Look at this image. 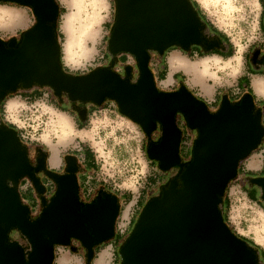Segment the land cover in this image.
<instances>
[{"label":"water","instance_id":"1","mask_svg":"<svg viewBox=\"0 0 264 264\" xmlns=\"http://www.w3.org/2000/svg\"><path fill=\"white\" fill-rule=\"evenodd\" d=\"M114 1L115 22L106 42L112 62L70 75L62 71L57 32L50 25L58 17L53 0H0L31 7L35 17L18 46L15 39L9 40L8 48L0 41V98L35 84L54 90L58 99L67 92L71 103L115 101L120 114L146 136L160 125V141L150 144L146 155L164 172L181 163V131L175 123V114L181 113L188 129L197 130L191 160L179 176L181 186L173 180L159 197L148 201L119 249L120 264H262L258 250L235 236L217 209L240 162L262 144L261 110L249 93L238 103L224 94L218 110L211 112L184 84L174 92L159 91L148 65L149 50L159 55L171 48L188 53L196 46L209 53L214 47L204 36L205 23L189 0ZM126 52L136 56L135 84L130 83V67L125 76L113 71L116 57ZM86 115V110L79 112L82 122ZM45 155L41 151L36 170L45 168ZM65 162V173L47 172L55 182L53 195L47 203L41 198L43 207L31 219L18 191L20 180L28 179L37 195L45 193V186L31 173L18 132L6 125L0 128V264H53L55 246L70 247L72 240L82 245L89 262L93 249L114 235L117 197L107 193L81 208L76 158L67 156ZM252 184L260 188L264 201V176L252 179ZM14 230L24 243L11 238Z\"/></svg>","mask_w":264,"mask_h":264},{"label":"rangeland","instance_id":"2","mask_svg":"<svg viewBox=\"0 0 264 264\" xmlns=\"http://www.w3.org/2000/svg\"><path fill=\"white\" fill-rule=\"evenodd\" d=\"M7 4L9 6L15 5L10 3ZM260 11H261L260 1H259V5H257L255 3V0H252V3L250 4V14L252 16H258L259 24L261 22ZM202 14L204 15L206 21L209 24L215 27L217 31L222 33L225 36V38L229 40L233 48V55L229 58L221 60L218 57H212V54H210L208 56L212 57L211 60L208 61L202 60L198 64L201 66H200V73L198 74L197 78L201 80L202 75H207L210 77L209 81H207L208 85H210L211 87L214 86L219 87L218 88L219 95L216 97V101L219 100V107H220V103L222 101V95L227 94V92H229V94H232L233 96H237L239 92V90L237 89L238 88L237 84L241 75H243V73L252 74L251 70L249 69L248 59L253 51H256L257 49L260 48L264 50V32L260 27V25L258 31L256 30L255 20H250L249 22H246L243 28L240 27L238 22H234V17L230 9H225L220 11L213 9L208 13L207 16L204 14V12H202ZM115 15H116V7H115V1L113 0L112 19L114 22H115ZM32 16L33 13L31 10L28 17L25 18L26 23L22 24L19 27H28L31 24ZM113 23H108L105 25V31L108 32L109 35L111 33L110 26ZM16 29L17 28H11L12 31H15ZM22 33L23 32H21L20 35ZM109 35L104 36L103 38L104 48H102L101 51L102 58H97L96 61V63L100 65L99 67H105L112 62V57L110 55H107L106 52V42ZM257 36L261 38L256 39ZM250 40H252L253 42L249 43ZM3 42L7 43L8 40L6 42L5 41ZM174 52L181 53L182 56L187 55V58H189V60L191 61L195 60L197 57L203 58L205 56V55L199 56L197 55L196 52L190 54L189 52L185 53L177 48H171L166 50L162 55L157 54L155 56H151L150 60L153 64L159 61L160 64L164 66L165 60L170 56V54ZM241 54L243 56L242 61H241ZM172 57L173 59H171ZM113 64L114 66L116 65L120 66V70L118 73H120L122 76H125L126 67H130L132 80L134 78L135 79L137 78L138 76L137 63L133 65H128L127 59L124 63H121L119 62V59L118 60L116 59ZM95 68H89V70L86 73L94 70ZM177 68H178L177 60L174 56H171L169 58L170 74ZM191 71L192 69L189 66V72ZM71 74L83 75L85 73L75 72ZM253 75H264V69ZM169 82L170 80H167L165 83H169ZM182 84L187 85V88L196 97H199L200 99L202 98L201 100H203V98L205 97L200 92V90L193 87V84L189 81V76L187 75H183L182 78H179V80L175 81L171 86H164L163 84L159 85L158 83H156V86L159 91L174 92L177 91L178 87ZM32 89L35 88L32 87L31 89L24 90L21 87H19L17 92L6 95L5 101L3 102V106H2V112H1L2 119L4 116V104L7 98L12 96L13 94L18 93L24 99V97L29 96L30 91ZM36 89H41L42 92L41 97L40 96L33 97V94H31L32 95L30 96L31 98L24 99L25 103L22 104L13 103L10 105V108H8L9 118L24 123L25 125L24 129L19 130L13 124H6V125L8 127L15 129L18 132V135H20L21 137L22 144L26 147V151H29L30 153L33 152L32 149L39 148L38 145L33 142L35 139L41 137L47 139L50 150H52L56 154L57 163L56 166H54V169L56 170L59 168L61 169L60 165L62 164L63 158L66 154H74L77 159V164L81 165V167L84 169L83 173L84 172L87 173L86 177L80 178L77 176L76 179L79 186L83 184L85 179H89V177H92L93 179H95V184H96L95 189H105L118 195L120 198L121 197L129 198V202H127L126 205H124L126 207L130 206L133 202H135L137 197L143 192V195H145L144 197H147L146 203H143V205L140 207V203L138 202L139 204L136 206V208L138 207V211L139 210L140 211L136 217V220L130 226V228L132 229L135 223L137 222L142 209L145 207L148 201H150L152 197L155 198L156 195H161L157 192L160 191V187L162 185H163L162 187H164V182L166 181L168 182V180L171 178L172 175L176 173L177 170H179L180 172L183 171L184 168L182 169L181 166L179 169L178 166H174L169 171L166 172L161 171L158 167V163L155 160H150L146 155V146L148 144L147 142L150 141V139L146 138L144 132L140 129V127L139 129H135L134 127L128 125L124 121L113 118L115 113L117 112L120 113L116 103L114 107L112 101L106 99L101 105H95L91 107L90 108L91 111L87 113L85 121L80 123L76 117V113L74 111H71L66 101L62 102L60 106L58 105V101L56 97L49 89L42 87H37ZM45 92L48 93L47 97H45ZM23 93L24 95H22ZM229 100H231V102L233 103L235 102L231 98ZM50 106H54V108L58 109L59 111L54 110V108ZM101 108L105 109V113L93 117L92 123L87 124L86 121L88 120V118L92 116L93 113H98ZM218 108L216 110H218ZM61 109H64L66 111H61ZM209 110L211 112H216V110H212L210 109V107ZM65 113H67L74 119L76 127L79 126L78 128L81 129V131L73 130L72 121L69 120L64 115ZM62 119L68 120L67 122L68 128H64V126L61 124ZM176 122H177L176 123L177 127L181 131V137L185 135L187 137L179 145L180 159L182 160V162L185 159H186L185 162L186 161L189 162L192 157L194 141L197 138V130L196 129L188 130L187 128H185V121H183V126L179 124L178 120ZM55 124L57 127L55 126ZM157 133L158 131H154L151 134V137L148 138H152L154 134ZM26 136L29 137V139H24V137ZM63 140L65 141L63 142ZM85 149H88L89 152L91 153L93 163L95 165V169L90 170L89 172L86 171L85 168L86 165L84 166L82 165L85 164L82 163L85 156L84 154ZM262 150H264V138L259 148L254 152H252L249 158L242 161L237 177H235V179L231 181V182H237V178L239 177L240 178L239 182H242L246 185V187L244 188V192L247 193V198L251 201H256L258 203L261 202L260 188L252 184V182H247L246 178L248 179L257 178V176L261 175L264 171L263 172H260L261 170L247 171L246 169H252L251 167L253 165V162H256V160L259 159ZM46 162L50 168L53 167L48 156L46 157ZM155 176L156 179H154L153 184L156 185V187L151 192L149 190V187H151L149 183H151L150 179L153 180V177ZM120 177H126L125 183L123 185L124 190H120L114 186L113 178H120ZM158 182H161V184H157ZM166 185L167 183H165V186ZM92 186L94 187V185L88 186V189H92L93 188ZM18 191L19 193H25L26 191H30V195L29 194L26 195L25 193L23 200L26 199L27 200L26 203L29 202L33 203L35 200L36 201L35 205L37 207L35 208L34 211L37 213V214L35 213V215H38V213L42 209L41 206L43 207L41 202L38 200V196H43V195H37L35 190L31 186L30 182H27L25 179L20 180ZM93 191L94 190H92L90 193H93ZM239 195L242 196L243 193H239ZM32 198H34V200ZM123 198L119 199V205ZM229 204L230 201L228 198H226L224 194V196L221 198V206L223 209L222 212L223 217H225L226 220L228 219ZM262 206L264 205L262 204ZM138 211L134 213L135 215L133 216V218H135ZM35 215L31 216L30 213L31 218L34 217ZM125 217H126V213L124 210V212L120 213V216H118L116 224L121 225L122 219ZM130 231L128 232L127 237H124L125 238L124 240L123 239L118 240L117 236L113 235L108 242L101 245L100 250L101 248H105V251L101 252L99 250L98 253H100V255L97 260V264H109V262H112V264H120L121 256L119 254V249L123 245L125 240L128 238ZM18 241L24 243V241L21 239H19ZM114 241H117V244H114L112 248L108 247L109 242H114ZM261 249L264 251V248ZM113 250H114V259H113ZM54 252L55 255H54L53 264H78L81 258H83L85 264L86 253L84 249L78 251H72L70 247L58 246L54 248ZM95 259H97V255Z\"/></svg>","mask_w":264,"mask_h":264},{"label":"clouds","instance_id":"3","mask_svg":"<svg viewBox=\"0 0 264 264\" xmlns=\"http://www.w3.org/2000/svg\"><path fill=\"white\" fill-rule=\"evenodd\" d=\"M58 8L57 17V44L60 49V61L62 67L68 70V73L82 72L86 73L89 68L99 67L96 63L97 58H102L101 51L104 48L103 38L109 35L105 31V25L113 23L112 19V5L113 0H53ZM196 3L200 6V11L204 12L207 16L210 11L216 9L217 11L230 9L234 17V22H238L240 27H244L246 22L255 20V27L258 31L259 18L258 16H252L250 14V4L252 0H196ZM255 3L259 5V0H255ZM264 10V9H262ZM31 9L24 5H11L0 3V41H7L11 39H19L21 32H26L29 27L34 26L35 17L31 18V24L28 27H19L15 31L11 28L16 24H22L25 18L28 17ZM261 37L257 36L256 39ZM253 42L252 40L249 43ZM151 56L157 55L155 50H149ZM121 56L127 57L128 65L136 63V56L132 52L120 53ZM212 57L205 55L203 58L197 57L193 60V63H199L202 60L208 61ZM243 56L241 54V61ZM120 66L113 67L114 72H119ZM131 84L137 83V79L130 81ZM39 85H33V88H37ZM54 93V90H52ZM48 93L45 92V97ZM64 99H68L69 94L64 92L61 94ZM13 103H25L23 97L20 94H13L7 98L4 104V116L3 123L13 124L19 130H23L25 125L16 120H12L8 116V107ZM71 103V101H69ZM79 103V102H77ZM115 107V101H112ZM53 107L54 106H50ZM59 111L58 109H55ZM105 113V109L101 108L98 113H93L92 116L86 121L87 124L92 123V118ZM69 120L72 121L73 130L81 131L75 125L74 119L64 114ZM114 119H119L127 123L128 125L139 129L134 121L127 116H123L120 113H115ZM264 126V119L261 121ZM29 139V137H24ZM39 147V149L51 159V150L48 145V141L45 138H38L33 141ZM55 142V141H54ZM35 151V149H32ZM243 166V165H242ZM247 171H260L264 169H246ZM126 177L113 178L114 186L120 190H124L123 185ZM240 178H237V182H230L227 186L225 193L226 198L229 199L228 219L226 226L237 237H243L246 240H251L258 248H264V201L256 202L247 198V193L244 192L246 185L239 182ZM8 186L12 187V182L8 181ZM139 191V189H138ZM243 193V195H239ZM218 211L223 212L222 206L217 205ZM15 232V230H14ZM108 247H111L109 245ZM101 252L105 251V248H101ZM100 253H97V259L93 261V264H97ZM114 259V250H113ZM78 264H84L83 258H81ZM112 264V262H109ZM264 264V262H262Z\"/></svg>","mask_w":264,"mask_h":264},{"label":"flooded vegetation","instance_id":"4","mask_svg":"<svg viewBox=\"0 0 264 264\" xmlns=\"http://www.w3.org/2000/svg\"><path fill=\"white\" fill-rule=\"evenodd\" d=\"M260 1V27L262 28L263 32H264V0H259ZM31 8V7H30ZM32 10V9H31ZM199 14H202L199 10H198ZM33 13V12H32ZM204 21V29H203V33H204V36L206 38V41L208 44L210 45H213L214 49L212 50L213 52H217V53H220V54H224L227 52L228 50V47H227V44L229 43V40L225 38V36L220 33L219 31L215 30L207 21L206 19L203 20ZM53 24L50 23V25ZM24 32L19 36V39H15L17 41V46L20 44L21 40H22V36H23ZM9 42V40H8ZM7 42V43H8ZM7 43H5V47L8 48L7 46ZM16 46V47H17ZM259 53H257V51H253L248 59V65H249V69L250 70H253V71H262L264 69V65H263V59H264V50H262L261 48L260 49H257ZM196 52L197 55H200V54H203V52L201 51L200 47H196V46H192L189 53L192 54ZM6 95H8L7 93L4 95V97L0 98V128L3 126V125H6L5 123H3V119H2V115H1V112H2V106H3V102L5 101V97ZM57 101H58V105L61 106L62 102L66 101L68 103V106L70 107L71 111H74L76 113V117L77 119L79 120V122L81 123V119L79 117V112L82 111V110H90L91 107L95 106V104L91 103V102H81V101H76V102H73V103H69L66 99H64L63 97L61 99H58L56 97ZM79 102V103H77ZM86 103V104H85ZM178 120L179 124H181L183 126V121H185V128L188 129V126L186 127L187 125V122L184 118V116L181 114V113H176L175 114V123H177L176 121ZM7 126V125H6ZM189 130V129H188ZM156 131H158L157 134H154V136L152 138H148V137H151L150 136H146L147 139H150V141H148L147 143V146H146V149L147 147L150 145V144H158L159 141H160V133H161V128H160V125L157 123V129ZM156 133V132H155ZM182 138V137H181ZM181 139H180V143L179 145L181 144ZM26 154H27V157H28V162L32 165V170H31V173L39 179L40 183L45 186V193L43 194V196H38V200L41 202V198L43 197L44 200H45V203H47L49 201V199L51 198V196L53 195V192H54V189H55V182L54 180L48 175V171H51V172H54L56 174H63L65 173V170L67 168V163L65 162V158L67 156H73L76 158V156L74 154H66L63 158V161H62V164L60 165L61 169H52L48 166L47 162L45 164V168L44 169H40V170H36L38 167H39V164H38V160L39 158L41 157V150L39 148H35V151H33L32 153H30L29 151H26ZM47 155H45V159H46ZM186 160V159H185ZM185 160H181V163L179 165H177L180 169V167L182 166V169L185 168V166L189 163L188 161L185 162ZM158 163V167H159V162L156 161ZM83 163V162H82ZM83 166L85 164H82ZM75 167L77 168V171H76V178L77 176L82 178L85 176V173H83V168L81 167V165L77 164V159H76V162H75ZM179 170L176 171V173L174 175L171 176V178L168 180V182H164V187H160V191H158L157 193L161 194L163 192V190L167 189L169 184L171 183V181L173 180H176L177 181V184H178V187L181 186V182L179 180V176L181 174L182 171H180L179 173ZM264 176V174H261V175H258L257 177H262ZM25 179L27 182H29L28 179L26 178H23ZM252 179L254 178H246V181L247 182H252ZM76 182H77V179H76ZM165 183H167V185L165 186ZM77 185H78V182H77ZM107 193H111L113 195H115L114 193L108 191V190H105V189H97L96 191L93 192V194L91 195V197L89 198H86V195L84 193V183L81 184L80 186L78 185V199L79 201L82 202V206L81 208H83L84 206L86 205H90V204H94V203H97V201L99 199H103L104 195L107 194ZM20 194V197H21V201L23 203L24 206L28 207L30 209V213H31V216L32 215H35V208L37 207L36 205L33 206L34 203H26V200H23L25 194L24 193H19ZM82 197H81V195ZM116 196V195H115ZM160 195H156V197H159ZM23 197V198H22ZM117 197V201H118V207H119V215L120 216V205H119V199H121L118 195L116 196ZM153 198V197H152ZM85 199V200H83ZM36 202V201H35ZM42 208V206H41ZM139 211L137 212L135 218L132 219L131 221V224L136 220V217L138 215ZM37 214V213H36ZM39 214V213H38ZM117 216V218H118ZM37 217V215H35L34 217H32L31 219H35ZM117 221V219H116ZM116 221H115V224H116ZM131 230V229H130ZM12 239L14 240H19L20 238L18 236H12ZM70 248H73L74 251H78V250H81L83 249L82 248V245L77 242V241H74L72 240L71 241V244H70ZM85 251V250H84ZM86 253V251H85ZM86 257H87V253H86ZM85 257V264H89V262L87 261V258Z\"/></svg>","mask_w":264,"mask_h":264},{"label":"crops","instance_id":"5","mask_svg":"<svg viewBox=\"0 0 264 264\" xmlns=\"http://www.w3.org/2000/svg\"><path fill=\"white\" fill-rule=\"evenodd\" d=\"M25 23H26V19L23 21L22 24H25ZM22 24H16L12 28H18ZM171 56H174L176 58L178 68L176 70H174L170 74V71H169V58ZM212 57H218L221 60L223 59L222 57L217 56V55H212ZM171 59H173V57ZM156 64H159V61L156 62V63H154L153 65L155 66ZM198 64L199 63H193L191 60H189V58H187V55L186 56H182L181 53H178V52L175 53L174 52V53L170 54V56L165 60V63H164V66H166L167 69H168V71L166 69L165 79L164 80H161V81H158L157 83L159 85L160 84H163L164 86H171L175 81L179 80V78H182L183 75H187V76H189V81L193 84V87H195L196 89L200 90V92L205 96L203 98V101L206 102V104L210 107V109L216 110L219 107V100L216 101V97L219 95V91H218V88L219 87H215V86L214 87H211L210 85H208L207 81H209V78L210 77L207 76V75H202L201 80L197 78L198 74L200 73V66H201V65H198ZM189 66L192 69L191 72H189ZM161 68L162 67L160 66V68H158L155 71V73L158 74V72L161 71ZM241 77H245V78H247L249 80V86H248V88L251 89L252 94L255 97V101H256L257 106L261 110L264 111V75H253V74L243 73V75H241ZM157 79H159V78L157 77ZM167 80H170V82L169 83H165ZM237 87H238L237 89L240 92L241 91L244 92V90H245L244 86H242L241 84H239ZM258 87L260 88L259 89L260 91H258ZM37 90L38 89H36V88L35 89H32L30 91L29 96L24 97V99L31 98L30 97V96H32L31 94H34ZM22 95H24V93ZM227 95H228L229 99L231 98L233 101H236L237 100V96H233L232 94H229V92H227ZM50 162L52 163V165H53L52 168L54 169V166H56V163H57V159H56V154L53 151L51 152ZM251 168L252 169H263L264 168V152L263 151L260 154L259 159H257L256 162H253V165H252ZM89 178H92V177H89ZM154 179H156V176L153 177V180L150 179L151 180V183H149L150 186H151V187H149V190L151 192L156 187V185L153 184L154 183ZM157 184H161V182H158ZM88 186H91L90 185V182H89V179H85V181H84V193L86 195V198L91 197V195L93 193H90V192L92 190H94V191L97 190V189H95V187L94 188L91 187L92 189H88ZM144 196L145 195H143V192H142L137 197V199L135 200V202H133L128 207L124 206V205H126V202L122 200L120 202V210H121L120 213L124 212V210H125L126 217L132 215V218H133V216L135 215L134 213H136V211H138V207L136 208V206L140 203V207H141L143 205V203H146L147 197H144ZM143 198H145V199H143ZM32 199L34 200V198H32ZM26 202H27V200H26ZM29 203L32 204V202H29ZM33 203H34L33 206H35V200H34ZM116 227H115V230H116ZM115 234H116V232H115ZM118 236L119 235H117V237ZM114 244H117V241L109 242L108 245H111V248H112V246ZM92 264H93V262H92Z\"/></svg>","mask_w":264,"mask_h":264},{"label":"trees","instance_id":"6","mask_svg":"<svg viewBox=\"0 0 264 264\" xmlns=\"http://www.w3.org/2000/svg\"><path fill=\"white\" fill-rule=\"evenodd\" d=\"M189 2L192 4V6H193V8L194 9H196L197 11L199 10L200 11V9H199V5L196 3V1H194V0H189ZM201 12V11H200ZM202 13V12H201ZM198 15L200 16V18H201V20H204L205 19V17H204V15L203 14H199V12H198ZM51 25H53L54 27H55V30H56V28H57V20H55L54 22H53V24H51ZM113 25H114V23L110 26V32H111V30H112V27H113ZM211 25V24H210ZM212 26V25H211ZM213 27V26H212ZM214 29H215V27H213ZM215 30H217V29H215ZM57 32V31H56ZM227 47H228V50H227V52L226 53H224V54H220V53H217V52H213V51H210L209 53H203V54H200L199 56H204V55H210V54H212V55H217V56H220V57H222L223 59H226V58H229V57H231L232 55H233V48H232V45H231V43L229 42L228 44H227ZM108 55V54H107ZM116 59L118 60L119 59V62H121V63H124L125 61H126V56H121V55H118L117 57H116ZM149 69L151 70V72L153 73V77H154V81H155V84L158 82V81H161V80H164L165 79V75H166V66H163L162 64H160V62H159V64H156L155 66L152 64V62H151V60L149 61ZM160 66L162 67L161 68V71H159L158 72V74H156L155 73V71L158 69V68H160ZM62 71L64 72V73H66V74H70V75H75V74H71V73H68V70L67 69H64L63 67H62ZM251 73L252 74H256L257 73V71H253V70H251ZM157 77L159 78V79H157ZM239 84H241L242 86H244V88H245V90H244V92L243 91H239L238 92V94H237V100L234 102V103H238L240 100H241V98L244 96V94H246V93H249V94H251L252 95V97H253V100H254V102H255V104H256V101H255V97H254V95L252 94V91H251V89H249L248 88V86H249V80L247 79V78H245V77H240L239 78V80H238V84L237 85H239ZM194 95V94H193ZM41 97L42 96V92H41V89H38L34 94H33V97ZM199 98V97H198ZM200 99V98H199ZM231 101V100H230ZM256 106H257V104H256ZM258 107V106H257ZM208 108H209V106H208ZM259 108V107H258ZM260 109V108H259ZM261 110V109H260ZM61 111H66V110H64V109H61ZM89 111H91V110H87V113L89 112ZM261 112H262V110H261ZM264 118V111L262 112V119ZM81 125V124H80ZM79 127V126H78ZM20 136V135H19ZM187 137H186V135L185 136H183L182 138H181V141H183V140H185ZM21 142H22V140H21ZM259 148V147H258ZM84 154H85V156H84V160H83V163H85V168H86V171L87 172H89L90 170H93V169H95V165H94V163H93V159H92V155H91V153L89 152V150L88 149H85L84 150ZM241 163L242 162H240V164H239V167H238V172H239V168H240V165H241ZM264 169V168H263ZM264 170H261L260 172H263ZM238 172H237V175H238ZM85 173V176L84 177H86V172H84ZM262 174H264V172L262 173ZM237 175H236V177H237ZM235 179V178H234ZM234 179H232V180H234ZM232 180H230L229 182H228V184H227V186L229 185V183L232 181ZM85 181V180H84ZM89 182H90V185H94V187H95V179H93V178H89ZM84 183V182H83ZM227 186H226V189H227ZM93 187V186H92ZM93 187V188H94ZM226 189H225V191H226ZM26 193V195H30V191H26L25 192ZM24 193V194H25ZM116 195V194H115ZM117 196V195H116ZM23 198V197H22ZM121 198H123V197H121ZM24 199V198H23ZM126 199V200H125ZM26 200V199H25ZM123 201H125L126 203L127 202H129V198H123L122 199ZM140 211V210H139ZM224 220H225V222H227V220H226V218L224 217ZM131 229V228H130ZM130 231V230H129ZM12 236H17V234L15 233V232H13L12 234H11ZM114 235H116L115 233H114ZM117 236V235H116ZM127 237V236H126ZM12 238V237H11ZM240 238H242L243 240H245V241H247L250 245H252L253 247H255L257 250H258V252H259V257H260V260L262 261V262H264V251L261 249V248H258L251 240H246V239H244L243 237H240ZM15 239V238H14ZM117 239L118 240H124L125 238L124 237H117ZM103 245V244H102ZM56 247H58V246H55V248ZM99 250H100V246H97V247H95L94 249H93V251H94V254H93V257H92V259H91V261L89 262V264H92V262H93V260L95 259V257H96V255H97V253L99 252Z\"/></svg>","mask_w":264,"mask_h":264},{"label":"built area","instance_id":"7","mask_svg":"<svg viewBox=\"0 0 264 264\" xmlns=\"http://www.w3.org/2000/svg\"><path fill=\"white\" fill-rule=\"evenodd\" d=\"M20 140H21V137H20ZM262 151L264 152V150ZM131 221H132V215L123 218L121 225H116L117 227H116L115 232L117 235H119V237H126L128 235L129 228L131 226Z\"/></svg>","mask_w":264,"mask_h":264},{"label":"bare ground","instance_id":"8","mask_svg":"<svg viewBox=\"0 0 264 264\" xmlns=\"http://www.w3.org/2000/svg\"><path fill=\"white\" fill-rule=\"evenodd\" d=\"M238 59V58H237ZM260 88L258 87V91H260L259 90ZM8 108H10V105H9V107ZM67 122H68V120L67 119H62L61 120V124L64 126V128H68L67 126H68V124H67ZM55 126H56V124H55ZM57 127V126H56ZM70 130V129H69ZM60 131V130H59ZM69 136V135H68ZM67 137V136H66ZM64 138V137H63ZM67 139V138H66ZM65 140H63V142H64Z\"/></svg>","mask_w":264,"mask_h":264}]
</instances>
